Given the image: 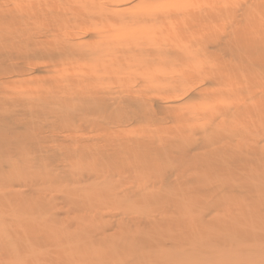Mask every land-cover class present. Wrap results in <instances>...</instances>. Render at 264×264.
<instances>
[{
	"label": "rangeland",
	"instance_id": "rangeland-1",
	"mask_svg": "<svg viewBox=\"0 0 264 264\" xmlns=\"http://www.w3.org/2000/svg\"><path fill=\"white\" fill-rule=\"evenodd\" d=\"M27 2L28 0H0V24H11V26L8 25L7 32L3 30L0 33V43L5 44L0 45V82L29 77L48 80L56 69H60L57 74L65 81L64 91L66 93L41 97L25 95L26 88L21 80L17 81L12 88L14 95L7 98L0 95V165L5 171L9 169L7 168L8 162L15 166L12 169L13 173L4 179V183L23 184L29 190H62L55 197L57 207L61 209L58 216H72L98 210L103 214L105 221L112 216V213L108 211L109 208L121 206V203L126 200L130 202L146 196L145 193L149 190H154L151 195L160 193L165 186H169V192H171L169 212L150 211L139 217L132 226L134 233L142 230L144 234L148 233L152 237L151 232L154 225L169 224V238L160 241L163 261L157 264H173L175 261H181L180 258L188 259L183 261L185 264H264V196L261 195L259 187L264 183V174L261 176L263 182L259 186L258 180L253 178L252 174L246 173H239L240 178H245L236 188H228V185L218 186L219 184L208 182L191 185L182 182L183 179L189 180L188 177L182 179L181 173L171 168L159 175L143 170H138L141 173L134 172L137 170L134 164L139 163V160L145 157L142 152V154L127 156L123 161L125 163L121 162L128 152L121 151L123 148L134 151L133 148L141 149L146 146L149 152L160 153L164 148L168 149L172 146L170 153L175 155L176 147L173 145L176 146L178 143L176 139H183L186 134L181 132L175 135L174 125L171 121L169 123V119L176 114L174 113L176 111L170 110H174L175 107L179 110L178 106L181 107L184 104V106L199 105L203 101L202 96L205 95L204 97L208 98L213 95V93L210 95L208 91L220 90L218 84L204 79L203 83L196 81L188 85L177 84L175 87H160L151 90H143L138 85L137 88L118 95L102 89L86 90L81 81L77 82L79 79L74 76L71 65H66V68L63 65L62 60L67 62L65 59L70 54L67 48L60 51L45 49V54H47L45 56L44 48L39 47L40 50L36 54L33 46L36 44L28 42L31 48L26 51L25 60L22 61L12 55L11 44L23 45L25 38L37 30V24L45 19V15L51 23V14L46 12L45 15L30 14L42 13L43 0H40L39 8L33 0L31 8L33 10L30 13L25 14L23 9L15 8L16 3ZM227 2L230 5L229 8L220 9L218 14L219 23L223 29L213 38L208 31L210 28H206L202 31V35L208 39L201 37L206 42L203 51L215 54L222 62H232L230 57L221 55L224 40L233 36L232 31L244 36L242 30L237 27L239 23L244 25L243 16L246 15L250 19L257 14L264 15V0H227ZM210 15L212 13L208 16ZM187 19L189 18L186 17L185 20ZM189 26L192 25L183 26L188 29L187 33L195 31ZM235 28L237 31H234ZM91 35L84 36L81 42L92 41L94 38L89 39ZM257 35L253 31L249 38L258 41L260 37L258 38ZM116 38L115 40L121 41L120 43L127 44L131 41ZM247 45L253 47L254 43L249 42ZM244 46L246 44L238 43L237 47L244 49L241 57H236L238 63L239 60H244V63L249 60L253 65L261 62L256 60L252 55L253 52L246 50ZM6 53L10 54V58L6 56ZM84 62L82 61L81 64ZM29 65L34 66L30 71L28 70ZM224 66L226 67L227 64L224 63ZM79 67L74 66V68ZM256 68L257 66H253V69L256 70ZM231 78V76H226L224 81L234 86L228 82ZM109 79L114 81L115 76L112 74L105 76L106 81L103 82ZM227 79L230 80L227 81ZM94 82H96L94 79H88L84 83L88 85ZM159 83L165 85L169 81L160 78ZM178 86L184 93H189L188 97L187 94L175 92ZM259 89L260 86L256 88L241 86L236 90H239L243 96L252 95L251 98L246 96L245 102L251 100L258 102L261 99L260 93H262ZM219 92L221 93L218 95L222 93L225 96L232 95L224 90ZM138 97L146 99L144 101ZM164 110H169L172 117L167 116L169 114ZM146 114L147 117H144ZM223 117L218 116L215 121H220ZM182 119L186 121L184 117ZM225 119L229 118L226 116ZM163 131L167 134L169 132V135L162 134ZM202 134L203 131L200 130L193 135V138L200 140ZM14 142L20 146V150L15 151L20 153L18 155L12 149ZM6 143L9 146L5 145ZM99 158L105 161V166L98 163ZM108 161H111L110 164ZM5 171L3 172L7 173L10 170ZM85 184H98L99 189L103 192L107 191L111 202L105 205L99 204L102 201L94 203L100 199L99 192H97L98 197L95 196L92 199L83 197L81 189ZM110 189L115 190V194L109 191ZM119 189L124 191L119 192ZM226 192L230 194L228 203L220 201L216 207L210 205L212 198L221 200L220 198ZM185 195L190 196V206L200 210L201 226L192 227L190 224L192 231L193 228L196 233L197 230L201 231L203 239L205 229H210L217 224L218 227L227 229L228 233L220 235L221 228L213 235L206 233L202 243H199L201 247L198 248L188 243L187 249L190 250L185 252L183 248L186 244L181 242L184 236L180 235L179 231L183 221V211L179 206L183 205ZM159 203V201H154L155 206ZM70 227L75 228L76 223L73 221ZM113 229L114 225L101 224L100 227L90 230L84 238L90 239L94 245H100L103 237L109 235ZM33 245L40 251H47L52 247L43 237L35 238ZM180 252L185 253L180 254ZM111 255L112 258H116L113 253Z\"/></svg>",
	"mask_w": 264,
	"mask_h": 264
},
{
	"label": "clouds",
	"instance_id": "clouds-1",
	"mask_svg": "<svg viewBox=\"0 0 264 264\" xmlns=\"http://www.w3.org/2000/svg\"><path fill=\"white\" fill-rule=\"evenodd\" d=\"M35 2L39 8L40 0ZM32 6L33 0L15 4L17 10L31 9ZM229 6L227 0H43L41 14H51V23L45 15V19L37 24V30L25 38L23 47L27 48L28 42H33L38 47L54 51L66 48L89 51L94 55L96 64L111 69V74L115 76L114 81L109 79L94 87L117 95L135 89L138 85L143 90H151L175 87L177 84L188 85L196 81L203 83L211 72L224 66L225 62L205 53L195 43L198 37L183 31V18L191 14H218L220 9ZM257 15L259 19L253 31L264 39V15ZM93 16L103 19L90 25L76 22L78 18ZM117 31L136 36L147 34L152 39L146 44L131 41L124 44L113 39ZM88 34H93L94 39L81 42ZM168 47L180 52L184 62L146 70L135 54L128 57L121 53V49L150 48L160 51ZM121 59L124 64L120 63ZM33 67L29 65L28 70ZM234 67L239 69V75L244 78L243 85L234 81L235 87H248L255 81L260 86L259 90L264 92V72L253 69L251 61L235 64ZM59 70L56 69L48 80L29 77L0 82V95L5 98L14 95L12 88L21 80L26 88L25 95L41 97L66 93L65 81L57 74ZM104 75L109 76L110 73L106 71ZM160 78L167 79L169 83L161 85ZM237 103L242 106V110L230 119H221L215 125L211 137L221 142L211 148V153L221 150L233 153L247 151L257 152L264 157V96L258 102L220 99L209 104L187 105L181 112L203 127L211 123L212 116L219 109ZM99 187L98 184H85L81 195L92 199ZM59 191L62 190H29L23 184L0 182V264H128L124 259L112 258L111 254L125 237L136 234L132 226L144 215L143 210L133 201L125 206L109 208L112 216L107 221L98 210L60 217L58 213L61 209L55 201ZM109 191L115 194V190ZM153 191L149 190L145 195H151ZM73 221L76 223L75 228L70 227ZM101 224L114 225V229L103 237L100 245H94L84 237ZM37 237L45 238L52 247L47 251L38 250L33 245ZM137 264L157 262L138 261ZM173 264L185 262L175 261Z\"/></svg>",
	"mask_w": 264,
	"mask_h": 264
},
{
	"label": "bare ground",
	"instance_id": "bare-ground-1",
	"mask_svg": "<svg viewBox=\"0 0 264 264\" xmlns=\"http://www.w3.org/2000/svg\"><path fill=\"white\" fill-rule=\"evenodd\" d=\"M32 10L33 9H23L25 14L28 12L30 13ZM30 14L31 15L34 14L37 16L41 13H30ZM218 14L212 13V15H210L208 17L203 16V15H198V14H191V15L186 16L189 19L185 20L186 17L183 18V26L192 25L189 27L194 28L195 31H191L192 33L190 32L188 34H191V35L198 37V39L195 43L198 44L202 50H203V46L205 47V43H206L204 40L201 39V37L206 38L204 35H202V31L206 28L207 29L210 28V30H208L210 32L209 34H211V36L214 38L216 36V34H218L220 32V30L223 29V27L220 26ZM260 15H263V14H260ZM227 17H228V14H227ZM102 19L103 18H101V17H95V16H93V17H82V18H78L76 20V22L80 23L82 25H90L92 23L101 22ZM243 19H245L244 25L242 23H239V25L237 27L239 30H242V32L244 33V36L242 34L237 35V32L232 31L231 35L233 34V36L229 37V39H227V40H224L223 47L221 49V51H222L221 55H223V57H230V59L232 60V63L225 62L227 64L226 67H228V68H226L225 66H222L221 68L211 72L207 78L211 83H217L218 84L219 89H220L219 91L224 90V91H227L229 93H232V95L225 96V95H222L223 93L218 95V93H221V92H219V91L215 92L214 91L215 92L214 93V92L208 91V92H210V95H211V93H213V95L209 96L208 98L204 97L205 95L202 96L203 101L201 103H199V105L214 103L220 99H234V100L242 99L245 101L246 96H250V98H251V96H252L251 94H247V95L243 96V94L239 90L238 91L236 90L237 87H235V84H234V81L240 83L241 85H243L242 83H244L243 76H240L238 73L239 70L234 67L235 64H238V62L236 61V57H241L240 55L243 53V50H244L243 47H237V46H238V43L246 44L247 47L244 46V48L246 50L249 49L250 51H252L253 52L252 55H254L255 59L258 61H261V62L257 63L256 65L251 64V67L253 68V66H257L256 71L264 72V39H262L259 35H257L258 38L260 37L258 41H253V39L249 38L250 33L253 32V29L257 25V21L259 19L258 15L252 16L250 19H248V17L245 15V16H243ZM229 21L231 22L230 18H229ZM8 25L11 26V24L1 23L0 24V30H1L0 33H2L3 30H6V32H7V30L9 29ZM186 30H188V29L186 27H183V31L185 32ZM234 31H237V28H235ZM21 32H22V30H21ZM185 33H187V31ZM204 34H206V33H204ZM88 35H90V34H88ZM91 37L94 38L93 34L89 37V39H91ZM115 37H117L116 39H126L125 41L131 40L132 42H141V43H145V44L151 42V39H152L147 34L136 36V35H130V34H127L124 32H119V31L114 33L113 39H115ZM247 38H249V40ZM206 39H208V38H206ZM246 41H247V43L253 42L254 43V45H252L253 47H248ZM117 42H121V41L118 40ZM0 45H5V44L0 43ZM11 46L12 47H11L10 51H12V55H15V58H19L22 61H23V59L25 60L24 56H25L26 51L29 50V48H31L30 46H28L27 48H24L23 45H21L19 43H17L16 46L14 43H12ZM33 46H34V52H36V54H38L37 51H39L40 48L37 45H33ZM216 48H218V47L216 46ZM45 49L46 48H44L43 54L46 56L47 54H45ZM68 52L70 53L69 57H67L65 59V60H67V62H64V60H62L64 63L63 65H64V67L66 65H71L70 67L74 73V76L77 79H79L77 82L80 83V81H81V83L86 88V90L99 89V88H96L94 86L100 82L106 81L104 73L106 71H108L111 74V69H106L103 66L96 64L95 59H94V55L92 53H90L89 51H87V50L77 51V50L68 49ZM121 53H122V56H128V57L135 54V56L140 60L142 66H143V69H146V70L151 69V68L156 67V66H159V65H163V66L167 67V66H171V64H173V63H183L184 62V57L182 56V54L180 52H178L173 47H168V48L160 50V51H157L155 49H150V48H140V49L134 48L131 50L121 49ZM205 53H207V52H205ZM9 55H10L9 53H6V56H9ZM210 55H215V54H210ZM223 57H222V59H223ZM9 58H10V56H9ZM21 60H20V62H21ZM58 60L60 61V59H58ZM68 60H70V61L68 62ZM82 61H85V62L83 64H81ZM248 62H249V60L245 63H244V60H239V63L247 64ZM120 63L124 64L123 59H121ZM73 65L76 67H79V66L80 67L81 66H88V67L74 68ZM93 65H95V67H93ZM226 76L232 77L231 81H228L230 79H227V81L231 85L233 84L234 86H230L229 84H227L224 81ZM88 79H94L96 82L86 85L84 82H86V80H88ZM249 86H251V88H256L257 86H259V84L255 83V81H252L249 84ZM99 91H101V90H99ZM175 92L181 93V94L184 93L180 86H178L176 88ZM186 94H187V92L184 93L183 95H186ZM188 94L186 95L187 97H188ZM207 94H209V93H207ZM202 95H203V93H202ZM193 96H195V95H193ZM230 96H232V97H230ZM262 96H264L263 92L260 93V97H262ZM141 97H138V98H141ZM149 97H151V96H149ZM141 99H144V101H145L146 98H141ZM147 101H148V99H147ZM151 104H152V102H151ZM184 105H181V107ZM181 107L178 106L179 110H177L176 107L174 108V110H172V109L170 110V108H169L170 111H176V112H174V113H176L175 115L171 114L173 117L170 116L169 110H164L167 112V114H169L167 116L172 117L169 119V123H170V121H171V123H173L175 135H179L181 132L182 133L184 132L186 134L183 137V139H176L175 138L176 140H178L177 141L178 143L176 144V146L173 145V147H176L175 148L176 149L175 155L170 153V149L172 148V146H169L168 149H167V147L164 148V150L160 153L154 152V151L149 152L147 150L146 146H145L146 148L142 147L141 149H138V148L134 149L133 148L132 150H134V151H130V149L124 150L125 148H123V150H121V151H128V152L125 155V157L123 159H121V162H123L127 158V156H130L132 154L134 155V154H138V153H140V154L143 153L145 155V157L143 158V156H142L143 159L139 160L140 161L139 163L134 164V167L137 168V170H135L134 172H137L138 170H143V171L148 172V173L151 172L153 174L159 175V174L165 172L167 169L171 168L175 171H179L181 173L182 179H183V177L189 178V180L183 179V181H182L183 183H186V184L190 183L191 185L192 184L197 185L199 183L208 182L211 184H219L218 186L228 185V188H234V187L236 188L237 186H239L242 179L245 178V177L240 178V174L246 173V174H252L253 178H256L258 180L257 181L258 186L262 184L263 178L261 176H263V174H264V157H261L259 153L247 152V151H242L240 153H233L231 151H224V150L218 151L217 153H211V148L221 142L216 137H211V133H212L215 125L217 123H219V120L215 121L216 118L218 116L219 117L224 116L222 119H225V117L227 116L230 119L235 113L242 110V106L240 104L237 103V104L232 105L229 108L219 109L218 113L216 115L212 116L211 123L208 125H205L203 127H201L199 124H197L195 120L189 119L186 114L182 113ZM97 112H99V110ZM163 113H165V112H163ZM144 117H147V114ZM182 117H184L186 121H183ZM189 125H192V126H189ZM1 127H4V126L1 125ZM76 127H77V125H76ZM200 130L203 131L201 139L200 140L194 139L193 135ZM166 132H168V131H166ZM150 134H152V133H150ZM162 134L169 135V132L167 134V133H164V131H163ZM190 135H192V136H190ZM225 139H227V138H225ZM13 141H14V139H13ZM15 144H14V146H12V149H13V152L18 155L20 153L15 152V151H19L20 146H18V144H16V145ZM5 145H7V143ZM7 146H9V145H7ZM124 146H126V145H124ZM147 152H149V153H147ZM114 154H116V152H114ZM121 157H123V156H121ZM115 160H118V158H115ZM110 162L111 161H108L109 164H110ZM98 163H102L103 166L106 165L105 161H103L101 158H99ZM123 163H125V162H123ZM8 167H9L8 170H10V171L7 173H4L3 171H5V170H3L1 165H0V181L1 182H4V179H7V177L13 173L12 169L15 166H13V164L8 162L7 168ZM8 170H6V171H8ZM139 173H141V172H139ZM259 187H260L261 195L264 196V183ZM98 192L100 194V199L95 201L94 203H99L102 201L99 204L105 205V204H109L111 202V197L109 196L107 191L103 192L101 189H99ZM170 195H171V192H169V186H165L160 193H156L154 195L142 196V197H139L137 199H134L133 201L137 204V206L139 208H141L143 210L144 215H146L147 213H150V211H166V212H169V210H168L169 205H170L169 202H171ZM229 195L230 194L226 192L225 195L220 198L221 200H218L216 198H212L210 201V205L216 207V206H218L217 203L220 201H223V202L230 201ZM96 196L98 197V194H96ZM189 198H190L189 195H185L184 202L182 203L183 205L179 206L181 211H183V213H182V220L183 221L181 222L182 224L180 225L179 231H180V235L183 234V236H184L181 239V242H185V244H186L183 248L185 252H187V250H190V249H187L188 243L190 245H193V246L198 247V248L201 247V244H199V243H202V240L204 239L206 233H207V235H213L214 232H216L220 228H221L220 235H226L228 233L227 229H224L223 227H218L217 224H215L210 229H205V232H204L205 234H204L203 239H202V234H201L202 232L201 231L197 230V233H196L194 231V228L192 231L190 228V224L192 227H200L201 226L200 225V218H199L200 210L195 209L194 207L190 206ZM133 201H130V202H133ZM154 201L155 202L159 201L160 203L155 206ZM128 202H127V200L125 202L123 201L121 203V206H125ZM182 206H184V207H182ZM191 219H193L192 222H191ZM135 233L136 234L134 236H127V237H125V239L122 242H120L116 245L115 251L113 253L114 257L119 258V259H124L127 262H131V264L132 263L137 264L138 261H149V260L156 261V262L163 261V259H162L163 253L160 249V246H161L160 241L163 239L169 238V224L165 225V224L160 223V224L154 225V229L151 232V235H153L152 237H150L148 233L144 234V232L142 230H138ZM175 236H178V235H175ZM185 252H180V254L185 253ZM121 253H122V255H120ZM180 260L186 261L188 259L180 258Z\"/></svg>",
	"mask_w": 264,
	"mask_h": 264
}]
</instances>
